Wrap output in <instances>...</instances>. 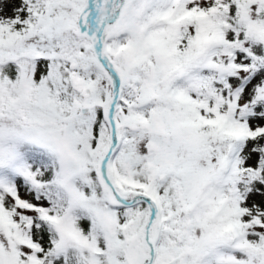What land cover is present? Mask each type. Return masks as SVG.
I'll use <instances>...</instances> for the list:
<instances>
[{"label": "snow or ice", "instance_id": "1", "mask_svg": "<svg viewBox=\"0 0 264 264\" xmlns=\"http://www.w3.org/2000/svg\"><path fill=\"white\" fill-rule=\"evenodd\" d=\"M0 264H264V0H0Z\"/></svg>", "mask_w": 264, "mask_h": 264}]
</instances>
